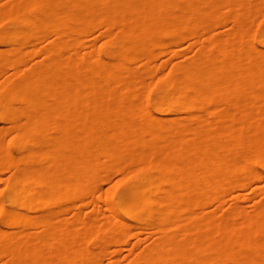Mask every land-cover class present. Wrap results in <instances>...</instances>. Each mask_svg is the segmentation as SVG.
<instances>
[{
    "label": "bare ground",
    "instance_id": "1",
    "mask_svg": "<svg viewBox=\"0 0 264 264\" xmlns=\"http://www.w3.org/2000/svg\"><path fill=\"white\" fill-rule=\"evenodd\" d=\"M263 177L264 0H0L2 264H264Z\"/></svg>",
    "mask_w": 264,
    "mask_h": 264
},
{
    "label": "rangeland",
    "instance_id": "2",
    "mask_svg": "<svg viewBox=\"0 0 264 264\" xmlns=\"http://www.w3.org/2000/svg\"><path fill=\"white\" fill-rule=\"evenodd\" d=\"M231 21H229L224 27L228 28L231 26ZM99 35V30H96L94 33L90 35V38L92 40H95L96 42L100 43L102 39L100 38ZM47 39H42L40 42L41 44H47ZM179 50H188V56H192L196 52L197 46H191L190 45V40L186 39L182 43L176 46ZM170 53L164 54L161 56L159 61H163L164 65H166V69H168L174 61L177 59H183L184 56L176 58L175 60H170ZM41 57L40 55H35L32 56L28 59V61H33L34 59H37ZM149 79H152V77H149ZM116 169L113 170V172L105 179L102 181L103 186H109L117 177L120 176V173L115 171ZM11 172L10 169H5L3 171V176L9 175ZM262 183H264V177L262 180ZM4 183L0 181V187L3 186ZM243 193V199L241 202H243L245 207L251 208L260 201L264 199V194H262L258 189H253V186H249L246 189L241 190ZM249 197V198H247ZM233 200V196L231 193H228L226 195V202L225 203H230ZM92 206L87 207L86 211L88 213L92 212ZM107 214H111L108 210L105 209V206L103 205L101 207ZM221 213V211H219ZM152 235H150L149 230H141L139 231L138 229L132 230L127 238L126 241L124 242H119V243H111L108 249V253H111L112 251H116V255L119 260H121L122 263H128L130 262L133 257L134 253L143 249L147 245H149L152 241ZM5 256L0 258V264H2L5 260ZM111 260L110 257H106L105 260L103 261V264H107Z\"/></svg>",
    "mask_w": 264,
    "mask_h": 264
}]
</instances>
